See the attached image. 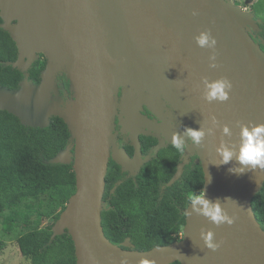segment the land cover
<instances>
[{"label":"water","instance_id":"water-1","mask_svg":"<svg viewBox=\"0 0 264 264\" xmlns=\"http://www.w3.org/2000/svg\"><path fill=\"white\" fill-rule=\"evenodd\" d=\"M251 16L231 0H0V27L17 47L16 60L1 64L24 73L16 88L0 86V111L25 126L45 127L52 116L67 125L68 144L46 163H71L75 174V191L52 225L51 239L67 231L76 264H120L123 258L141 264L142 257L156 264H264V230L251 203L264 184V170L231 172L240 167L236 160L216 165L220 130L203 147L189 141L162 188L172 185L195 156L203 172L201 190L238 216L234 225L217 227L195 213L187 217L189 203L182 237L148 250L134 249L129 238L112 243L101 225L110 158L135 177L171 144L173 132L210 127L213 115L230 126L233 142L239 141L237 121L264 123V51L249 33ZM204 29H211L218 41L215 69L209 67L211 51L194 39ZM40 55L46 64L35 83L27 71ZM57 75L68 80L71 97L66 101ZM205 76H227L233 83L231 99L207 103L202 98ZM144 108L153 118L142 113ZM116 124L129 134L132 156L119 147ZM140 134L157 140L144 157ZM202 229L224 241L219 251L205 247Z\"/></svg>","mask_w":264,"mask_h":264},{"label":"trees","instance_id":"trees-1","mask_svg":"<svg viewBox=\"0 0 264 264\" xmlns=\"http://www.w3.org/2000/svg\"><path fill=\"white\" fill-rule=\"evenodd\" d=\"M16 58L15 42L0 27V86L14 89L23 78L18 68L1 64ZM45 64L46 59L40 55L29 67L28 78L38 83ZM69 135L67 125L58 116L50 117L45 127H31L8 111H0V217L6 228L20 229L16 245L30 264H76L68 232L51 239L52 225L75 191V174L71 163H46L65 148ZM140 143L142 151H147L155 139L140 136ZM125 150L132 153L130 146ZM180 154L169 144L144 163L134 178L126 177L119 165L109 160L102 197L103 204L108 196V209L103 207L101 211V225L112 243L120 245L128 237L134 249L148 250L181 237L185 209L190 203L188 195L199 194L204 180L193 156L181 176L162 188L174 174ZM251 203L264 230V184ZM45 219L48 223L42 227ZM3 248L0 240V251Z\"/></svg>","mask_w":264,"mask_h":264},{"label":"clouds","instance_id":"clouds-1","mask_svg":"<svg viewBox=\"0 0 264 264\" xmlns=\"http://www.w3.org/2000/svg\"><path fill=\"white\" fill-rule=\"evenodd\" d=\"M198 15L196 10L192 13ZM198 47L211 51L209 55V67L218 68L217 63V39L212 35L211 29H204L194 37ZM203 84L202 98L209 104L214 102L226 103L231 99L230 93L233 89V83L227 76H221L215 80H209L208 77L201 78ZM236 126L239 128V141L233 142L230 138L233 136V131L230 126L213 115L211 117V126L201 124L199 130L193 128H185L183 133L177 131L171 135V144L173 147L183 153L189 146V141L196 147H203L204 141L209 136H215L217 130H220L222 140L217 147L216 152L220 157L219 164L227 165L233 160L238 161L240 167L230 169L231 172L244 174L248 171L255 172L256 170H264V123H254L248 121H237ZM225 137L229 139H225ZM188 200L191 205L186 210V216H191L193 213L203 215L211 223L220 227L224 224L232 226L235 224L238 216L229 214L226 207L222 206L221 200L212 201L206 198V190H201L199 194L190 192ZM224 202H235L231 198H226ZM235 204H237L235 202ZM238 205V204H237ZM240 207V206H239ZM242 208V207H240ZM243 209V208H242ZM201 238L205 247L213 252L219 251L224 241L216 239V233L211 229H202ZM120 264H129L127 258H123ZM141 264H156L155 259L141 258Z\"/></svg>","mask_w":264,"mask_h":264},{"label":"flooded vegetation","instance_id":"flooded-vegetation-1","mask_svg":"<svg viewBox=\"0 0 264 264\" xmlns=\"http://www.w3.org/2000/svg\"><path fill=\"white\" fill-rule=\"evenodd\" d=\"M231 1L235 5H237L241 10L246 11V12H249V13H252L251 18H252L253 22L248 25L249 26V33L252 36V38L254 39V41L257 42L260 45V48L264 51V0H231ZM56 81L58 83L59 93H60L62 99L64 101L68 100L71 97V93L69 92V88H68V80L66 79V77L64 75H57ZM142 113L145 114V115H147L149 118H153V115L146 108H144V110L142 111ZM115 130L118 131L116 133V136H117V142H118L119 147L124 148V150H125V147L126 146L132 147L129 144V138H128L129 134L128 133H122L120 131V126L117 125V124L115 126ZM140 136H150V135L140 134L139 135V141H140ZM156 142H157V140L155 139V144H156ZM155 144H153L152 146H150L147 151H142V149H141V143H140V149H141L142 156L144 157L152 149V147ZM127 154L129 156H132L133 155V147H132V153L129 154L127 152ZM154 156H152V157H154ZM192 157L193 156H191L189 158V162H190V160H191ZM109 160H112V159L110 158ZM179 161H180V158H179ZM107 167H108V164H107ZM120 170H121V168H120ZM123 173H125L126 177H128V176L133 177L131 175H128L126 172H123ZM103 207L108 209V196H106L104 198V200H103ZM180 236H182V235H180ZM132 247H133V244H132Z\"/></svg>","mask_w":264,"mask_h":264},{"label":"rangeland","instance_id":"rangeland-1","mask_svg":"<svg viewBox=\"0 0 264 264\" xmlns=\"http://www.w3.org/2000/svg\"><path fill=\"white\" fill-rule=\"evenodd\" d=\"M48 220H43L41 226L45 227ZM19 228H6L0 217V240L4 248L0 251V264H30L29 260L24 258L16 245V238L19 234ZM182 237V236H181Z\"/></svg>","mask_w":264,"mask_h":264}]
</instances>
